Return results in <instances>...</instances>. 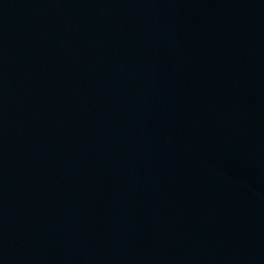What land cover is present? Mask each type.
I'll return each instance as SVG.
<instances>
[{"label":"water","instance_id":"95a60500","mask_svg":"<svg viewBox=\"0 0 264 264\" xmlns=\"http://www.w3.org/2000/svg\"><path fill=\"white\" fill-rule=\"evenodd\" d=\"M0 264H264V0H0Z\"/></svg>","mask_w":264,"mask_h":264}]
</instances>
